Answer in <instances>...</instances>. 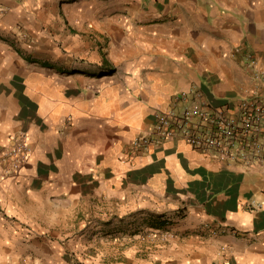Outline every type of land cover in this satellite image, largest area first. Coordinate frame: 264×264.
Listing matches in <instances>:
<instances>
[{
    "label": "crops",
    "instance_id": "1",
    "mask_svg": "<svg viewBox=\"0 0 264 264\" xmlns=\"http://www.w3.org/2000/svg\"><path fill=\"white\" fill-rule=\"evenodd\" d=\"M181 96L264 101V0H0V264H264V166L157 140Z\"/></svg>",
    "mask_w": 264,
    "mask_h": 264
},
{
    "label": "built area",
    "instance_id": "2",
    "mask_svg": "<svg viewBox=\"0 0 264 264\" xmlns=\"http://www.w3.org/2000/svg\"><path fill=\"white\" fill-rule=\"evenodd\" d=\"M186 104L158 115L157 140L183 138L193 147L219 161H240L243 165L264 166V101L243 98L231 109L216 107L201 96H181ZM146 141L149 139H145ZM28 137L18 140L10 150L16 166L27 160ZM175 237L171 230H147L141 238Z\"/></svg>",
    "mask_w": 264,
    "mask_h": 264
}]
</instances>
